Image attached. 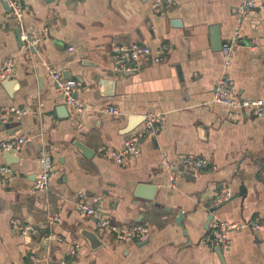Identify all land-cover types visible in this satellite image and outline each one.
Wrapping results in <instances>:
<instances>
[{"label":"crops","instance_id":"0c3cea01","mask_svg":"<svg viewBox=\"0 0 264 264\" xmlns=\"http://www.w3.org/2000/svg\"><path fill=\"white\" fill-rule=\"evenodd\" d=\"M20 1L22 23L0 0V65L18 61L15 85L0 83V111L15 107L26 114L0 123V145L9 136L32 141L12 153L14 177L0 173V264H264V231H228L232 247L222 251L224 263L213 235L219 222L264 223V115L213 102L224 64L218 45L238 29L243 46L229 76L242 98H264V0L243 19L241 0H176L161 10L153 9L155 0ZM17 29L21 36L36 34L38 44L29 49L21 37L20 47ZM134 43L150 47L152 57L142 60L139 71L114 73V48ZM48 66L78 82L83 116L67 106ZM150 113L162 115L157 134L143 142L138 156L118 164L113 152ZM78 141L94 152L91 157L75 146ZM6 155L0 149V167L10 164ZM163 155H196L210 165L199 176H179L172 187L160 167ZM43 158L53 170L48 192L33 188ZM142 183L157 187L154 201L134 197ZM92 199L121 227L146 224V243L93 249L84 234L97 232L95 220L76 208ZM51 215L63 222L46 232L60 240L21 235L20 226L39 227Z\"/></svg>","mask_w":264,"mask_h":264},{"label":"built area","instance_id":"2783aa9c","mask_svg":"<svg viewBox=\"0 0 264 264\" xmlns=\"http://www.w3.org/2000/svg\"><path fill=\"white\" fill-rule=\"evenodd\" d=\"M11 11L13 21L22 23L24 17V7L20 0H3ZM176 4V0H155L152 4L154 10H161L172 7ZM258 4V0H241L238 5V14L240 19L246 17ZM22 39L28 42V48L35 47L39 42V37L36 34H22ZM243 46L241 41L240 30L238 29L231 41L225 42L222 45L224 54V64L221 76L217 80L214 90L213 102L230 109L238 111H251L257 116L264 115V98L260 99H244L236 88L234 81L230 78L228 70L231 68L235 53ZM113 67L112 70L116 74H130L139 71L141 62L144 59L152 57L151 48L139 44H129L116 46L113 50ZM16 58H10L0 65V83L3 81L12 80L14 71L17 65ZM155 63H162V59L156 57ZM52 74L54 81L61 90L66 104L69 108L75 111L77 116H83L86 112L84 103L76 98L78 82L74 79H64L60 71H56L51 67H47ZM110 114L117 115L118 110L114 107L108 109ZM26 114L25 111L15 107H3L0 111V123L2 125L9 122L10 119L21 120ZM162 120V115L158 113H150L144 116L142 127L135 133L128 136L125 145L121 149L113 152V157L118 164H123L128 157H136L140 153V148L143 142L151 137H154ZM32 141L31 137L27 136H9L4 140L0 149L2 153H15L20 151L26 144ZM44 169L34 182L33 188L48 192L50 189V181L52 177V166L47 158L41 160ZM209 161L206 158L196 155L177 156L171 160L168 156L163 155L160 161V167L169 173L170 186L176 187L179 176L192 175L199 176L209 168ZM0 173L7 177H14L16 171L12 166L0 167ZM97 199L90 201L80 200L77 203L78 213L86 219L95 220L96 230L103 240V245L108 246L111 243L125 242H144L150 237V228L146 224H136L128 227H121L112 222L105 216L96 206ZM63 220L59 215H51L45 223L36 227L31 224H25L19 227V231L23 237L31 238L37 231L42 233L43 241L51 243L60 240L58 236L46 232L54 225L62 224ZM244 227H250L255 231H264V223H215L213 226V235L215 238L214 246H220L223 252L228 253L232 247V241L227 237V232L230 230H241ZM44 231L45 233H43ZM76 249H72V256ZM34 260L40 261L36 257ZM66 264V262H62Z\"/></svg>","mask_w":264,"mask_h":264},{"label":"water","instance_id":"95a60500","mask_svg":"<svg viewBox=\"0 0 264 264\" xmlns=\"http://www.w3.org/2000/svg\"><path fill=\"white\" fill-rule=\"evenodd\" d=\"M6 7H7V5H6ZM8 10H10V9L8 8ZM172 23L174 25H176V26H181L182 25L181 21H179V20H175ZM16 35H17L19 46L22 47L23 43L21 41V31H20V29L16 30ZM222 45L223 44L220 42L218 46L222 49ZM125 75H128V74H125ZM13 82H14V80L12 79V80H8V81H3L2 83H4V85L6 87H13L15 85ZM60 108L61 109H59V111L62 113V115L63 116H68V108L66 106H62ZM143 121H144V116L142 117V122ZM75 146L86 157H91L92 154L94 153L90 148H88L87 146H85L84 144H82L79 141L75 143ZM6 154H7L6 155L7 162H10V164L7 165V166H11V164L15 163V159L13 158L14 155H12L10 153H6ZM156 190H157V187L152 185L151 183L138 184L136 186V188H135L134 197L138 198V199H141V200H145V201H154ZM182 218H183V214L180 213L179 219L177 220V223L180 226H181ZM213 219H214V216L211 214L210 217L207 219L206 225H205V229L207 231L210 229V224L212 223ZM36 236H38V238H41L40 232H36L34 237H36ZM84 236H85L86 239H88L90 241L93 249H96V248H98V247L103 245V240H102L101 236L98 234V232L86 231ZM144 243H146V242H144ZM144 243H142V244H144ZM216 252H217L218 257L220 258L221 262L224 263V256H223V252H222L220 246L216 247Z\"/></svg>","mask_w":264,"mask_h":264}]
</instances>
